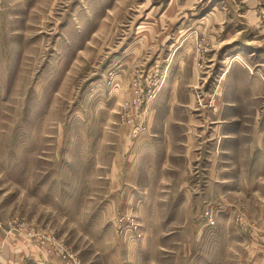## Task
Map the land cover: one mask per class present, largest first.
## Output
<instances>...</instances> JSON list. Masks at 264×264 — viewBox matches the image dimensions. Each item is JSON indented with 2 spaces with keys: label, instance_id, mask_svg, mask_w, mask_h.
<instances>
[{
  "label": "rangeland",
  "instance_id": "374dc122",
  "mask_svg": "<svg viewBox=\"0 0 264 264\" xmlns=\"http://www.w3.org/2000/svg\"><path fill=\"white\" fill-rule=\"evenodd\" d=\"M0 264H264V0H0Z\"/></svg>",
  "mask_w": 264,
  "mask_h": 264
},
{
  "label": "crops",
  "instance_id": "0c3cea01",
  "mask_svg": "<svg viewBox=\"0 0 264 264\" xmlns=\"http://www.w3.org/2000/svg\"><path fill=\"white\" fill-rule=\"evenodd\" d=\"M153 141V139H147L142 143L136 144V146L133 148V152H131L133 154L130 156V160L133 164L130 172L128 173V179H130V181L136 182L137 184V186H135L137 189H134V191L131 192V200L134 205H139L138 207L141 208L145 207V215L143 217L144 222L148 221V219L150 221L153 220V215H157L158 208H160L158 205H156L155 199L152 198V195L155 193L152 188V182H157L159 178L161 179L167 176L166 173L162 171V165L167 163L166 154L168 153V150L170 151V146H165V148L161 147V150L158 149ZM162 148H164V150ZM163 154L165 155L164 158H162ZM158 155L160 157H158ZM158 158L161 159L159 160ZM160 163L163 164L158 167V164ZM182 176L185 178V173ZM144 179H149L146 180V184H144ZM185 190V188H181L180 190L173 189L171 192H169V194L172 195V204L167 205L166 208H163V214L161 215L163 216V220L161 222V226L171 224L178 226L180 225L176 224L174 220L179 218L180 211H182L186 206L187 202H185V196L183 195L185 194ZM169 200L170 196L168 197V201ZM259 204L263 205V202L261 201ZM147 224L149 223L147 222ZM151 224L152 223H150V225ZM149 231L150 230L147 229V232ZM173 234L168 232L166 235L170 236ZM151 240H154L153 236L150 238V241ZM144 254L145 251L143 249L142 251L135 253L137 257H142ZM142 259H144V257Z\"/></svg>",
  "mask_w": 264,
  "mask_h": 264
},
{
  "label": "built area",
  "instance_id": "2783aa9c",
  "mask_svg": "<svg viewBox=\"0 0 264 264\" xmlns=\"http://www.w3.org/2000/svg\"><path fill=\"white\" fill-rule=\"evenodd\" d=\"M209 223H210V224H213V223H212V220H211Z\"/></svg>",
  "mask_w": 264,
  "mask_h": 264
}]
</instances>
